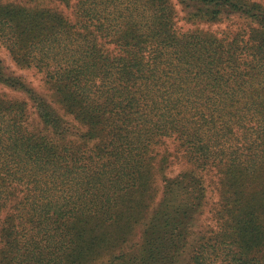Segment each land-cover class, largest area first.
Here are the masks:
<instances>
[{"label":"trees","instance_id":"16d2710c","mask_svg":"<svg viewBox=\"0 0 264 264\" xmlns=\"http://www.w3.org/2000/svg\"><path fill=\"white\" fill-rule=\"evenodd\" d=\"M179 1L0 0V264H264V0Z\"/></svg>","mask_w":264,"mask_h":264},{"label":"rangeland","instance_id":"374dc122","mask_svg":"<svg viewBox=\"0 0 264 264\" xmlns=\"http://www.w3.org/2000/svg\"><path fill=\"white\" fill-rule=\"evenodd\" d=\"M176 10L178 11L179 13V18L182 17L183 15V12H184V9H183V6L184 4L181 3L179 0H170ZM75 2V0H71V2L69 3V5H64V4H61L59 2H53V3H50V5H55V8H57L59 11H63L67 16H70L72 18V11H73V3ZM227 23H221L220 25H214V27H220V26H225ZM178 25L179 26H182V29H186V28H189L191 27L189 24H186L184 22L183 19H178ZM214 27L212 26V28L214 29ZM0 60L2 62V64L4 65V67L6 68V70L10 73H12L13 75H16V76H20L21 78H23L25 80V82L31 86L36 92H38L40 95H42L44 98H47V100H49V91L47 90L44 82H43V79L41 77V74L39 73H35L33 70H30V69H23V68H20L18 67L10 58L8 52L5 50L4 47L0 46ZM1 89H4L0 86V91ZM170 148L171 150L173 149V146L170 145ZM162 149H165L169 152V145H166L163 146ZM172 158V156H171ZM183 165L179 164V165H173L171 167H168L165 171V174L166 175H171L173 173H171V170H175L174 171V174L175 172L180 169ZM211 177H214V173H210L209 175H206L204 176L205 178V182H206V186L208 189H211L210 186H213V181H211ZM158 183V182H157ZM207 216H209L207 214V211L203 212L201 215L197 216V221H196V225L198 227V224L200 225L201 222L203 221H206V222H210L211 219L207 218ZM208 220V221H207ZM138 226V225H137ZM136 227V226H135ZM200 227H198L199 229ZM141 238V229L140 227H136L133 229V231H131L128 235V239L129 241L123 245L122 247V250L124 252H128V253H135L136 251L133 252V249L136 248V244L138 243V241L140 240ZM189 248H185L184 251L182 252L181 254V259L183 258V256L188 252ZM119 252H122V251H119Z\"/></svg>","mask_w":264,"mask_h":264}]
</instances>
